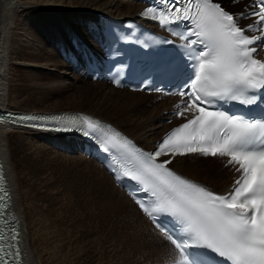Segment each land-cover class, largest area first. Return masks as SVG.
<instances>
[{
  "label": "snow or ice",
  "instance_id": "snow-or-ice-1",
  "mask_svg": "<svg viewBox=\"0 0 264 264\" xmlns=\"http://www.w3.org/2000/svg\"><path fill=\"white\" fill-rule=\"evenodd\" d=\"M242 2L232 0L234 5ZM141 15L181 41L176 46L179 56L160 70V77H170L176 90L163 91L147 80L138 85L141 91L181 97L182 107L175 115L184 122L166 134L155 151L141 150L111 126L103 130L101 121L89 116L68 121L44 115L7 118L40 130L80 131L88 138L101 133L95 141L98 150L126 153L128 164L119 165L120 175L116 168L110 171L114 179L128 178L153 198L146 203L132 197L154 229L179 251V264H192L193 248L209 249L224 264H264V118L248 119L221 107L222 102L264 104V58H257L264 52V0H247L239 12L222 5V0H160L159 7L150 6ZM185 24L184 32L173 28ZM196 45L200 48L195 55L186 51ZM99 63L90 55L89 70L99 75ZM189 68L191 77L185 79ZM114 84L121 86V80ZM192 156L226 158L225 167L238 174L231 190H210L169 167L180 157ZM177 222L186 238L170 234L168 225ZM17 241L15 230L9 239L0 231V264H19V249L10 250Z\"/></svg>",
  "mask_w": 264,
  "mask_h": 264
},
{
  "label": "bare ground",
  "instance_id": "bare-ground-1",
  "mask_svg": "<svg viewBox=\"0 0 264 264\" xmlns=\"http://www.w3.org/2000/svg\"><path fill=\"white\" fill-rule=\"evenodd\" d=\"M246 2L247 0H243L241 4L234 5L232 0H222V5L237 11ZM141 8L136 3L116 0H0V109L16 111L11 107L10 98L14 90L11 83L14 82L16 74L22 73L20 76L24 79H33L37 84H41L46 69L65 70L64 66L55 60L56 52L53 53L49 47L56 42L51 41L52 45L45 43L48 29L57 37L58 42H63L70 34L72 37L80 33L78 24L81 19L95 18L102 13L123 17L136 14ZM34 11L38 13L33 15ZM42 17L51 24L48 29L43 26ZM78 19L80 20L77 22ZM65 28L67 29L64 33ZM60 31L62 35H58ZM46 49L47 56L44 58L43 53ZM55 75L54 77L50 75L48 88L60 89L59 85L63 86L66 81L60 79L62 77L60 74ZM95 86L98 88L94 94L90 93V89L85 88L82 92L76 91L77 95L81 99L96 97L97 104L110 105L118 112L124 111L123 115L126 119H122L119 123L126 122L129 126H126L128 127H125L126 129L119 125L116 127L135 138L143 146L152 147L154 141L170 128L161 124L167 107L172 103L170 98L154 101L155 98L149 101L150 104L142 106L133 97L147 96L143 93H131L109 86L108 90H104L98 83H95ZM16 112H77L97 116L110 123L97 114L76 109L39 111L21 109ZM17 129L8 127L0 130V156L5 165L12 194L15 195L13 205L10 207L13 211L12 217L19 221L20 234L23 240L27 241L26 245L28 244L31 252L28 255L25 248L24 258L27 264H77L74 259L79 258V253L83 251L73 249L74 243L70 241L74 239L75 234L66 232L67 230L63 228L69 212L68 203L70 205L75 202L76 196L84 200L85 206L97 207L110 224L109 229L112 228L116 233L115 236L129 244V249L133 250L138 264H157L161 255L171 252L156 232L152 231L147 220L97 163L81 154L68 156L65 153L61 155L62 160L57 157L50 159L49 156L53 153L49 150L55 149L61 152L63 151L61 146L72 150L70 140L55 134ZM197 159L199 158H178V162L174 161L172 166L188 178L203 184L208 183V186L217 185L214 186L217 190L212 188L221 193L226 192L231 182L232 171L225 166L209 165L211 161L204 162V160L218 159L206 158L202 161ZM196 162H204L205 165L200 168L195 164ZM71 191L76 192L77 195L71 194ZM18 215L23 216L21 217L23 228ZM76 229L78 230V227ZM116 244L118 245V242Z\"/></svg>",
  "mask_w": 264,
  "mask_h": 264
},
{
  "label": "rangeland",
  "instance_id": "rangeland-1",
  "mask_svg": "<svg viewBox=\"0 0 264 264\" xmlns=\"http://www.w3.org/2000/svg\"><path fill=\"white\" fill-rule=\"evenodd\" d=\"M116 1L120 2V1H125V0H116ZM37 13H38L37 11L32 12L33 15H36ZM79 20L80 19H78L77 22ZM41 21L43 22V26H45L46 29H48L47 27H50L51 24L46 18L42 17ZM67 28H65L64 33L66 32ZM61 33L62 31H60L58 35ZM46 37H47V41H45L46 45L47 43L52 45L51 41H54L56 43L58 42L57 37L49 29H48V34ZM49 47L51 48V51L54 53L53 48L51 46ZM47 51L48 50L46 49V51H44L43 53L44 58L45 56H47L45 54ZM56 55L57 53H54L55 60L58 63H60V65H63ZM64 69H65L64 71L60 69H57L56 71H52L53 68L46 69V71L43 72L45 73V75H44V78L41 84H37L33 79L31 80L24 79L23 76H20L22 73L20 75L16 74L14 77V82L11 83L12 87L14 88L13 92L10 95V98L12 100L11 107L13 108V110L21 111V109L22 110L24 109V110H32V111L38 110L39 111V110H46V109L48 110L49 109H58V110L76 109V110H81L84 112H91L92 114H97L101 116L102 118L107 119L108 121H110V123H112L115 126L119 125V127L121 128L122 127L124 129L128 128L126 126H129V125H127L126 122L125 124L119 123V121L121 122L122 119L123 120L126 119V116L123 115L124 111L118 112L117 109L113 108L110 105H106V106L99 105L97 104L98 100L96 99V97L95 98L93 96L82 97L81 99V97L77 95L76 91L82 92V90H84L85 88L90 89V93L94 94L95 90L98 88L95 86V83L84 81L80 79L78 76L74 75L73 73H70V71H68L66 67H64ZM59 74L60 76H62L60 77V79H64L66 81L65 84H63V86L61 85L63 88H61L60 85H59L60 89L48 88L49 82L51 81L50 75L54 77V75L59 76ZM98 84L101 85L99 87H102V89L108 90L107 85L103 83H98ZM16 87L19 89H16ZM90 99L92 100V102ZM133 99L136 100L137 102L139 101L140 105L143 106L147 103L150 104L149 101H153L155 97L144 96V97H136V98L133 97ZM155 120H157V118H155ZM131 127H135V125L133 126L131 125ZM29 138L31 139L32 137H29ZM43 141L44 140H42V142ZM143 144L146 145V143H143ZM49 151L53 153L52 155L49 156L50 159L57 157L60 160H62L61 155L65 154V152H62V151L58 152V150H55V149H52ZM50 152H47V154H50ZM66 155L77 156L75 154H66ZM197 160L202 161L204 159L199 158ZM209 161H211V163ZM204 162H209L210 163L209 165L225 166V163L222 162L220 159L213 160V161L204 160ZM204 162H196L195 164L201 168L203 165H205ZM190 163H193V162H190ZM215 171H217V169H215ZM205 184L208 185V183H205ZM210 186L216 189L214 186H217V185L210 184ZM71 194L77 195L76 192H72V191H71ZM13 196L15 198L14 193H13ZM74 198L76 200L75 202L70 203V205L68 203L67 209L69 212H67L68 214L66 213L67 215L65 219V226L63 227L65 231L67 230L66 232H73L72 234H75L74 236L76 238L74 237V239L70 241V243H74L73 249L78 250V251L81 249L83 251V252L81 251L82 253H79V258L74 259L75 260L74 262L77 264H95L96 262L97 264H133V263L136 264L135 262H137V258L134 256V253L132 252L133 250L129 249L130 248L128 246L129 244H126L124 241H122V239L117 238L115 236L116 233L112 230V228L111 230L109 229L110 224L107 222L106 218H104L102 214L98 211L97 207L96 206L92 207L90 205L85 206L84 200H81L79 196H76ZM15 215L17 214L15 213ZM18 216L22 222L21 227L23 228V221H22L23 216H20V215ZM73 222H76V223H73ZM76 227H78V230L76 229ZM113 237H116V238H113ZM117 242H118V245L116 244ZM26 243L27 241H25L24 245H25L28 255H30L31 252H30L28 244L26 245ZM30 260L32 261V257H30Z\"/></svg>",
  "mask_w": 264,
  "mask_h": 264
},
{
  "label": "water",
  "instance_id": "water-1",
  "mask_svg": "<svg viewBox=\"0 0 264 264\" xmlns=\"http://www.w3.org/2000/svg\"><path fill=\"white\" fill-rule=\"evenodd\" d=\"M2 202H3V201H2ZM17 227H18V226H17ZM17 229H18V228L15 227L16 232L18 231ZM7 230H11V228H8Z\"/></svg>",
  "mask_w": 264,
  "mask_h": 264
}]
</instances>
